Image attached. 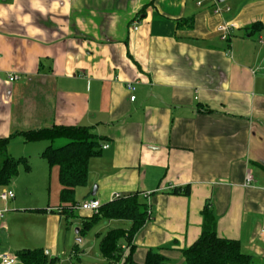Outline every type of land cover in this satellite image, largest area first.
Listing matches in <instances>:
<instances>
[{
  "label": "crops",
  "instance_id": "crops-1",
  "mask_svg": "<svg viewBox=\"0 0 264 264\" xmlns=\"http://www.w3.org/2000/svg\"><path fill=\"white\" fill-rule=\"evenodd\" d=\"M228 1L219 15L214 0H0V139L11 137L7 155L29 165L0 188L15 193L0 198V253L43 249L54 264H74L60 256L70 247L64 225L77 219L80 236L93 234L77 264L129 255L123 242L125 257L113 262L101 243L131 221L101 218L80 234L100 213L63 210L58 168L43 157L61 140L21 135L65 126L100 139L77 205L116 194L148 204L135 262L153 250L187 264L183 251L202 235L209 205L219 237L264 264V0Z\"/></svg>",
  "mask_w": 264,
  "mask_h": 264
},
{
  "label": "trees",
  "instance_id": "trees-1",
  "mask_svg": "<svg viewBox=\"0 0 264 264\" xmlns=\"http://www.w3.org/2000/svg\"><path fill=\"white\" fill-rule=\"evenodd\" d=\"M27 142L35 141H67L61 146H49L43 157L51 169L58 168L59 182L62 190L60 199L63 204L70 205L65 211H72L77 206L74 196L78 187L87 182L89 162L91 158L101 154L100 139L85 127H53L39 131L21 133ZM10 138L0 139V188L9 186L18 176L20 166L29 169L25 159L15 160L7 155ZM181 194V189L172 192ZM189 187L183 194L189 195ZM100 216L93 215L90 221H85L80 234L89 230L101 218L107 220L131 221L129 231L114 229L108 233L101 243L105 258L118 262L122 259L121 244L125 242L131 246L129 255L123 264H138L133 259L134 247L132 241L136 233L149 219L148 204L139 195H129L105 204L100 209ZM187 264H252V256L244 253L241 243L219 237L217 233V219L209 205L203 211V228L200 238L188 249L183 251ZM17 258L22 264H54L43 249H23ZM144 264H169L168 259L159 251L150 250Z\"/></svg>",
  "mask_w": 264,
  "mask_h": 264
},
{
  "label": "built area",
  "instance_id": "built-area-1",
  "mask_svg": "<svg viewBox=\"0 0 264 264\" xmlns=\"http://www.w3.org/2000/svg\"><path fill=\"white\" fill-rule=\"evenodd\" d=\"M214 1L216 3V9H215L216 14L221 15L224 11H230L229 7L223 9L220 6V3L217 2V0H214ZM200 4L201 3H199V5ZM135 29H137V27ZM230 31H231V27H229L227 25H225L221 28V32L224 33V37H227L230 34ZM16 79L17 78L14 75L10 77V81H14ZM127 90L131 93V98H130L131 101L135 102V100H136V95H135L136 86L134 84L130 83L127 85ZM108 147H109L108 145H105V146H103V149H107ZM252 182H253V177L251 174H248L246 177V185L249 186V185H251ZM14 197H15V193L11 190H6V191H3L0 193V198L3 201H7L10 198L13 199ZM120 198H122V196L120 194H116V195H114L113 200H118ZM101 207H102V204L99 200L91 199V200L84 201L83 203L77 205L75 207V209L81 210V211H87V212L94 213V214H98L100 212ZM127 249L128 248L126 246L123 247V251H124L123 257H125V252L127 251ZM17 260H18L17 257L11 255L10 253H7V252L0 253V264H15L17 262Z\"/></svg>",
  "mask_w": 264,
  "mask_h": 264
},
{
  "label": "rangeland",
  "instance_id": "rangeland-1",
  "mask_svg": "<svg viewBox=\"0 0 264 264\" xmlns=\"http://www.w3.org/2000/svg\"><path fill=\"white\" fill-rule=\"evenodd\" d=\"M229 1L221 3V7H226L228 6ZM67 141L63 140L61 143L59 142L56 144V146H61L63 144H66ZM79 216V214H77ZM80 218V216L78 217ZM78 220L77 219H69V221L64 225V230L62 236L64 237L65 233L68 232L70 235V247L67 250L66 254L60 256L61 260L64 259H70V256H73V262L74 264H77L78 257H80V253L83 252V250L88 247L89 243L92 242L91 238L92 235L91 232L85 233L84 235L80 236L77 233V230L82 228V226L78 225ZM82 240V241H78ZM77 250V251H76ZM84 262V261H83ZM82 262V264H83Z\"/></svg>",
  "mask_w": 264,
  "mask_h": 264
},
{
  "label": "water",
  "instance_id": "water-1",
  "mask_svg": "<svg viewBox=\"0 0 264 264\" xmlns=\"http://www.w3.org/2000/svg\"><path fill=\"white\" fill-rule=\"evenodd\" d=\"M226 1H228V0H217V2L218 3H224V2H226ZM93 196H95L96 195V193H95V191L93 192V194H92ZM77 233H78V230H77Z\"/></svg>",
  "mask_w": 264,
  "mask_h": 264
}]
</instances>
